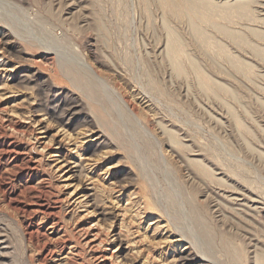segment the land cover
I'll use <instances>...</instances> for the list:
<instances>
[{
	"label": "rangeland",
	"instance_id": "374dc122",
	"mask_svg": "<svg viewBox=\"0 0 264 264\" xmlns=\"http://www.w3.org/2000/svg\"><path fill=\"white\" fill-rule=\"evenodd\" d=\"M252 6L258 16L235 26L262 31L241 32L264 47V0ZM162 10L158 0H0V264L264 259V58L228 44L253 68L238 70L202 53L185 20L168 14L188 51L230 87L201 91L186 64L187 91L186 74L173 77L152 55L165 37Z\"/></svg>",
	"mask_w": 264,
	"mask_h": 264
},
{
	"label": "bare ground",
	"instance_id": "6f19581e",
	"mask_svg": "<svg viewBox=\"0 0 264 264\" xmlns=\"http://www.w3.org/2000/svg\"><path fill=\"white\" fill-rule=\"evenodd\" d=\"M158 1L161 4V7L163 8L162 13H164L165 15L163 16V20H162V23L164 25L163 27L165 30V34H164L165 37L163 39L162 44H160L159 41L158 42L159 45H156V48H158L157 52H159V54H157L156 51H147V52L149 56H151L150 54L154 52L156 53V55L152 53L154 57L161 55L163 61L167 60L170 66L171 75L173 77L175 74L181 76V74L184 72L186 74V79H187L189 73L183 70V66H186L187 64L193 71L191 75L193 76V78L190 76L192 78L191 81L197 84V86H199L201 91L205 93H209V91H213L216 95H218L217 89H223L227 91L230 90V87L226 85V83L222 82L220 79L213 76L210 70H207L205 67H203L202 62L198 60L196 55L188 51V49L186 48V46H188L187 44L188 42L186 41L190 39L186 40L185 38L186 35L184 34L185 32L183 33V31H181L178 27H173L169 25L171 20L170 18L173 15L181 20H185L189 31L188 34H190L192 37L189 38H191L195 42V44L198 45L197 48L201 47L200 50L202 49V53L204 50H206L207 52L218 54L221 57L226 58L229 64L234 68H237L238 70L246 69V71L249 73L253 72L252 67L246 68L247 66L250 65V63L242 59L239 55H237L233 51H231L228 48L229 46L228 44H235L239 47H245L247 45H250L256 54L264 58V47H261L259 45H253L251 43V40L246 36H244L241 31L248 30L249 32H252L253 34H257V35H261L263 34V32L251 26L249 22H248L249 25H247L246 28L236 29L235 26L236 22L243 21L245 19L254 20V18L258 16V14H255L253 11V6H252L253 0H223L220 1L219 3L215 2V0H158ZM168 14H173L172 16L169 17L170 20H168V16H169ZM234 16L236 17L233 19L232 25L225 24L221 20V19L232 20ZM102 26H104V28H107L103 24ZM189 43H191V40ZM130 52H131L130 49H128V51L125 54L127 60L126 62L128 61L132 62L133 56L131 57L132 54H130ZM56 54L58 55L59 61L61 60L64 61L60 53H56ZM202 60L208 61V60H204L203 58ZM85 64L87 68L90 70V72L94 74L98 82H101L109 91H113L111 86H109L104 81L103 77L100 76L95 71V69L92 67V65L89 62L86 61ZM218 73H222L223 75L229 74V72H222V69H218ZM189 81L190 80L188 78L187 91L189 90L188 88H190L191 86ZM168 92L169 91L164 87L158 90L159 95H165ZM118 105L123 107L137 121H142V119L138 116L136 110L132 109L129 106V102L126 99H124L122 96L118 98ZM198 108L201 109V111H203L201 104L198 105ZM158 124L163 134H165L166 137H169L173 145L180 146L184 150H189L191 144H188L184 141L185 137L183 136L181 137V133H179V129H174L173 127H170L169 124H167V122L163 121L162 119L158 120ZM160 154L161 156H163V153ZM186 160L187 162L196 165L200 170L204 171L206 175L209 176L213 175V173L210 171V168L203 162V160L196 157V155L194 156L193 154H191V156L187 157ZM214 180L222 181V178L214 177ZM232 199L234 200L236 199V197H233ZM250 208L252 210L253 209L255 210V208L253 207ZM211 263H213V261ZM254 264H264V259L259 258V256L256 255Z\"/></svg>",
	"mask_w": 264,
	"mask_h": 264
}]
</instances>
